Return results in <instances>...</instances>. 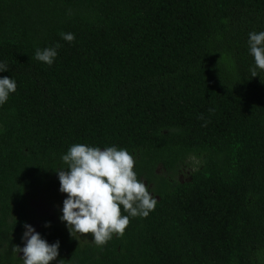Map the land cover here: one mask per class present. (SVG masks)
<instances>
[{
	"label": "trees",
	"instance_id": "1",
	"mask_svg": "<svg viewBox=\"0 0 264 264\" xmlns=\"http://www.w3.org/2000/svg\"><path fill=\"white\" fill-rule=\"evenodd\" d=\"M254 31L264 0H0V78L17 82L0 106V264H23L27 192L50 187L77 143L127 149L157 205L102 247L46 226L52 264H264ZM57 44L52 65L35 59Z\"/></svg>",
	"mask_w": 264,
	"mask_h": 264
},
{
	"label": "clouds",
	"instance_id": "2",
	"mask_svg": "<svg viewBox=\"0 0 264 264\" xmlns=\"http://www.w3.org/2000/svg\"><path fill=\"white\" fill-rule=\"evenodd\" d=\"M60 35L69 43L75 40L73 33L62 32ZM248 43L255 61L251 75L256 77L257 69L264 71V31L249 33ZM59 47L57 44L37 49L35 59L52 65ZM8 70L6 63H0V72ZM16 90L14 78H0V106ZM200 118L203 119V116ZM62 161L67 167L56 169L60 191L67 194L61 220L67 222L73 237L76 233L81 236L91 234L93 242L102 247L113 236L122 237L130 226L131 218H146L155 210L157 198L145 181L138 177L134 170L135 157L127 149L110 146L102 150L97 146L77 143L62 156ZM24 227L26 244L23 248L15 245L13 251L23 253V264H52L60 254L59 241L49 244L31 225L26 223ZM60 264H64V260Z\"/></svg>",
	"mask_w": 264,
	"mask_h": 264
},
{
	"label": "flooded vegetation",
	"instance_id": "3",
	"mask_svg": "<svg viewBox=\"0 0 264 264\" xmlns=\"http://www.w3.org/2000/svg\"><path fill=\"white\" fill-rule=\"evenodd\" d=\"M179 172L180 171L177 172L178 179L184 181L183 175L179 174ZM145 183L148 185L149 190L154 195L152 187L156 188V185L153 182L148 184V182L145 181ZM32 193L33 196L30 197V192H27V198L29 207L32 208L34 212L32 213L31 217L26 219V223L31 225L38 233L45 229L46 223H48V225H52L53 223L56 225L60 224L66 227L69 231L67 222L61 220V217L63 215V201L67 198V194L60 191V181L58 174L55 175V181L51 183L50 187L46 185H40ZM37 193L39 194L38 198H36ZM156 198H158V196H156ZM25 231L26 229L24 227V230L21 232L22 237ZM75 236L78 237L81 235L79 233H76ZM85 236L88 237L89 235L87 234ZM25 244L26 241L23 239V247L25 246ZM19 255L22 257L23 253L21 252L19 253Z\"/></svg>",
	"mask_w": 264,
	"mask_h": 264
},
{
	"label": "rangeland",
	"instance_id": "4",
	"mask_svg": "<svg viewBox=\"0 0 264 264\" xmlns=\"http://www.w3.org/2000/svg\"><path fill=\"white\" fill-rule=\"evenodd\" d=\"M190 160H188V162H189ZM192 162H193V164H195V162H197V160L196 159H193V160H191ZM192 165H185V166H183L182 167V170H181V172H179V174H182L183 175V179L184 180H186V179H189V173H190V171H191V167ZM39 197V194L37 193V195H36V198H38Z\"/></svg>",
	"mask_w": 264,
	"mask_h": 264
}]
</instances>
